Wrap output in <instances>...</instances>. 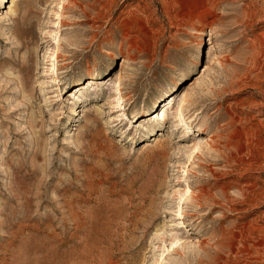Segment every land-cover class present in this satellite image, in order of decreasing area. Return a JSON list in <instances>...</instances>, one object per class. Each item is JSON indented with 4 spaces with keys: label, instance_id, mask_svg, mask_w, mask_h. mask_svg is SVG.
Listing matches in <instances>:
<instances>
[{
    "label": "rangeland",
    "instance_id": "obj_1",
    "mask_svg": "<svg viewBox=\"0 0 264 264\" xmlns=\"http://www.w3.org/2000/svg\"><path fill=\"white\" fill-rule=\"evenodd\" d=\"M0 264H264V0H0Z\"/></svg>",
    "mask_w": 264,
    "mask_h": 264
},
{
    "label": "bare ground",
    "instance_id": "obj_2",
    "mask_svg": "<svg viewBox=\"0 0 264 264\" xmlns=\"http://www.w3.org/2000/svg\"><path fill=\"white\" fill-rule=\"evenodd\" d=\"M192 62L194 63L195 60H193ZM187 198H188V195H186V196L182 195V198H181V199L185 200V199H187ZM197 199H198V198H197Z\"/></svg>",
    "mask_w": 264,
    "mask_h": 264
}]
</instances>
